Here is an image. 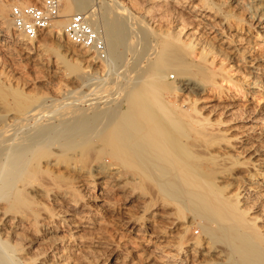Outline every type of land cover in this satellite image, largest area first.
Segmentation results:
<instances>
[{
    "label": "bare ground",
    "instance_id": "6f19581e",
    "mask_svg": "<svg viewBox=\"0 0 264 264\" xmlns=\"http://www.w3.org/2000/svg\"><path fill=\"white\" fill-rule=\"evenodd\" d=\"M203 1L198 11H213L221 19V30L228 31L217 34V47L201 41L189 46H202L206 63L211 56L223 57L232 69L243 70L241 92L254 96L263 91L264 55L254 54L247 61L258 42L239 33L247 30L255 41L257 36L264 40V0ZM90 4L67 0L60 20L54 22L57 31L48 29L43 38L28 39L12 26L10 6L0 0V264H101L96 248L104 236L100 240L84 235L105 231L91 210L98 206L115 217L131 204L136 212L122 220L137 236L117 238L116 246L125 249V256L114 249V264H264V109L243 111L230 126L192 119L194 135L189 134L161 95L172 86L165 80L173 63L165 56L149 68L152 75L129 80L132 87L121 100L95 97L93 108L110 102L97 106L95 114L88 116L74 103L79 99L75 91L65 99L76 106L62 112L60 107L57 115L45 114V121H38L48 100L55 105L66 95L24 92L29 82L18 77V70L9 71L12 66L8 68L4 59H18L28 72L35 71L46 62L49 45L63 41L65 24L74 13L89 15L100 32ZM120 18L109 23L104 36L100 32L108 52L105 63L65 46L68 57L58 56L54 75L77 73L71 61L79 58H88L95 74L118 61L119 35L126 30ZM233 25L240 36L229 32ZM75 82L65 86L73 88ZM38 83L31 87L37 90ZM174 88L189 95L199 91L188 77H180ZM192 205L204 221L200 238L187 237L192 223L185 215ZM167 219L172 240L166 241L164 231L155 228L143 235L152 227L146 222Z\"/></svg>",
    "mask_w": 264,
    "mask_h": 264
},
{
    "label": "rangeland",
    "instance_id": "374dc122",
    "mask_svg": "<svg viewBox=\"0 0 264 264\" xmlns=\"http://www.w3.org/2000/svg\"><path fill=\"white\" fill-rule=\"evenodd\" d=\"M1 1L4 4L10 6V12L11 9L15 6L40 5V0H1ZM89 1L91 2L89 8H91V10L95 12L96 20L99 25V30L102 33L104 32L103 36L105 35V28H108L109 23L115 22L120 17H121L120 19H122L123 17L122 19L123 22L126 21L125 23L126 30L124 29L125 33H123L122 36L119 35L120 39L118 38L121 43L119 59L118 61L112 64L113 66L111 65L108 68L106 67L104 72L101 71L95 74V72L91 68L92 63L88 61L89 59L79 58L78 60L75 59L71 61V63H74L75 66L78 68L77 73L71 76L70 74H65L63 76L56 77L53 73L54 71L53 69L56 65V60L59 55L67 56V53L65 52L66 51L65 46H69L70 48H72L73 50H75L80 54L85 53L87 55L95 57L90 52L85 51L71 44V42H69L64 36V33H63V41L60 42V45H58L56 41H54L53 44L49 45L48 49L45 51L46 62L43 65H39L37 68H35L36 72L35 71L28 72V70L24 68L25 64L21 63L18 59L16 61H14L15 60L14 58H10V57L8 58L5 57L6 59H4L5 63L8 61L6 63L8 68L12 66V68H9L10 69L9 71L14 70L16 72L18 70L19 71V72L17 71V75H19L18 77H21L22 78L21 80H26V82L27 81L29 82L27 87L23 88L24 92L29 94L40 95V96H49L51 94L55 95L54 94L55 92L60 93V95H66L62 97L63 100L55 102L56 103L55 105H52L54 104V102L48 100L47 103L44 104L45 107L43 106L42 109V111L44 110V113L42 112L40 113L42 116L38 118L40 119L38 121H45L46 116L53 114V112L54 114L57 115L58 113H60L62 107L63 108L61 112L68 109L70 106H76V104H73L74 102L73 100L65 99V97L67 96L69 98V95L67 94H70L71 96V92H75V91H76V96H78L79 99L77 98V100L74 103H78L79 105L78 104L77 105L79 107L86 110L85 113L87 115L95 114L96 111L94 110L97 109L100 104H101L100 108L101 106L105 107L110 104L109 102V104L107 105L108 101H102L100 102V104L96 105V107L94 106L93 108V106H91V102H94L95 97L104 94L103 96H111L112 98L114 97L113 100H115V97L116 99L121 100L119 98L121 97L123 98V95L124 94L126 95L130 90L129 86H131L137 78L143 77L144 75H148L150 72L149 68L154 63L159 62L161 58L165 56L169 58L173 63V68H171L169 72L168 69L163 66V70L168 72L165 82L170 83L172 86L171 89L163 90L161 95L167 102H170V106L175 112V116L179 121L180 127L181 128L183 127L184 131L186 130V132L188 133L190 132L189 134L194 135L191 128L192 126L191 124H193L192 119L205 118L213 122L212 124L216 126L221 122L227 123V125L230 126L235 122V120L238 121L240 119V115H242V113H244L246 110H251V109L253 110V108L255 110L264 109V90L259 91L258 94H255L254 96H250V95L248 96L245 94V92H241V84L244 83L243 81L245 79V75H243L244 74L243 70L241 73V72H237V70L232 69L231 68L232 66H229V62L223 60V57L211 56L210 61L206 63L202 59L203 54L206 52V50L203 49V47L200 45L197 46L194 50L191 49V47L189 46L192 42L198 43L201 41L200 44L211 43L212 46L217 47L219 45L217 34L228 31V30H221L222 27L220 26L219 23L221 19L218 18L216 15H214L213 11L208 13V11H206L207 9H205V12H203L204 8L198 11V9L201 8L202 6V5L200 6V3L204 4L206 3L205 1L203 2H201V0H159V1L158 0H89ZM66 2L67 0L62 1L63 6H62L61 14L65 10ZM201 14H203V16ZM204 15L206 16L204 17ZM9 20L13 26L11 15L9 16ZM59 20L60 18L56 20V22H58ZM91 21L92 20L90 19V22ZM55 23L53 27L50 28L49 30H52L54 32L57 31L54 27ZM207 25H214L217 30L214 29L207 30L208 29ZM235 27L236 26L233 25L234 30L233 31L229 30V32L232 35H235V37L236 35L240 34L241 37L248 38L253 43L258 42V45L255 46L252 52L248 54L249 58L247 59V61L251 60L250 58L254 54L260 56L264 55V40L263 38H261V36H257L258 39L257 41H255L254 35L253 37H250L251 35L248 34L247 30L243 31V33L238 34L237 32L239 27L236 28ZM235 29H237V31ZM46 33L47 31L43 32L40 35V38L45 37ZM13 64L15 65V67ZM46 64H48L49 67ZM20 65L22 67H20ZM248 66L251 65L248 64ZM262 66H264V62L262 63ZM8 68L6 71H8ZM176 72H178L179 74ZM150 75L152 74H149V76ZM180 77H188L192 79V81L199 87V91L198 93H196L197 95L196 94L189 95L188 92H177L175 90L174 87L176 86ZM54 78H56V80H54ZM74 79L77 80V82H75V84L72 86L73 88H70L69 86L68 87L65 86L68 85L69 82H71V80ZM82 79L86 83L85 86L82 85L84 81L81 82L82 84L80 83ZM209 79L214 81L213 84L208 83V81H210ZM30 80L32 82L39 81L37 86L38 88H36L37 90L31 87L32 82H30ZM115 80L119 81L120 83L119 87L121 88H119L118 86L116 87V84L118 85L119 83H117V81ZM129 80H132L133 82L128 83ZM96 81L99 82L97 83ZM96 83L97 85H95ZM108 84L109 86L111 85V88L108 86ZM106 93L108 95H106ZM115 105L116 104L114 103L112 104L111 102V106L113 108H116ZM121 108L123 111L126 110L127 104L123 102L121 104ZM45 114L46 116H44ZM91 209H93V207ZM133 212H136L133 204L126 206V208H124L122 211H119L120 214L119 213L117 215L115 214V217L112 214L103 213L101 208L98 206L97 207L95 206L93 211L91 210V216H93L98 222L100 223L102 222L101 227L103 226L105 228V231L104 232L95 231L84 235L85 236L87 235L86 236L87 238H100V240H102L103 238L102 235L104 236L103 238L104 241L102 240L103 242L102 246L96 248V251L98 253L100 251V253L97 256L102 255L99 256L101 264L115 263L114 260H112V253L114 252V249L118 250L117 254L119 255L121 254L122 257L125 256L124 255L125 249L124 248L120 249L122 247L118 248L116 246V242L118 244L119 239L117 238L121 237L122 235H126L129 238H135L137 236L136 234H134V232H130L125 228L122 220V218L126 217L128 213H133ZM185 216L187 217L188 220H190V224L192 223L189 226L187 237L192 236V237L200 238L203 233L202 226L204 225V221L201 220V217L194 211L193 205L192 207L188 208V211ZM120 217L121 219L119 220ZM146 224H149L150 227L152 226L149 230H147V232H145L146 234L145 233L143 234L146 237L150 235L152 231L154 232L156 230H163L165 235L167 236L166 241L172 238L171 237L172 230H170L169 228V226H171L170 219L159 220L158 222H149V223L146 222ZM89 234L92 236H90ZM129 264H133V262Z\"/></svg>",
    "mask_w": 264,
    "mask_h": 264
},
{
    "label": "built area",
    "instance_id": "2783aa9c",
    "mask_svg": "<svg viewBox=\"0 0 264 264\" xmlns=\"http://www.w3.org/2000/svg\"><path fill=\"white\" fill-rule=\"evenodd\" d=\"M63 0H40V5L15 6L11 9L13 26L28 39H37L60 18ZM64 36L74 46L90 52L100 61L108 52L100 32L91 24L87 14H73L64 27Z\"/></svg>",
    "mask_w": 264,
    "mask_h": 264
}]
</instances>
